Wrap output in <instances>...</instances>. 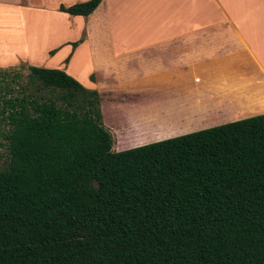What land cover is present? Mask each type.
<instances>
[{
	"label": "trees",
	"instance_id": "obj_1",
	"mask_svg": "<svg viewBox=\"0 0 264 264\" xmlns=\"http://www.w3.org/2000/svg\"><path fill=\"white\" fill-rule=\"evenodd\" d=\"M25 71L12 96L0 69V264H264V114L115 152L95 90Z\"/></svg>",
	"mask_w": 264,
	"mask_h": 264
},
{
	"label": "crops",
	"instance_id": "obj_2",
	"mask_svg": "<svg viewBox=\"0 0 264 264\" xmlns=\"http://www.w3.org/2000/svg\"><path fill=\"white\" fill-rule=\"evenodd\" d=\"M85 1L0 0V48L9 50L3 55L11 63L44 66L56 58L47 69L80 61L85 53L93 76L89 90L99 95L101 121L116 147L132 131L130 119L143 121L140 114L158 115L145 116L153 126L178 117V131L160 140L264 114V0H101L86 17L58 11ZM40 16L54 31L40 41L44 47L37 40L32 50L22 39L30 30L27 20ZM122 18H132L131 32L114 29ZM75 35L83 40L73 49ZM201 110L206 116H197Z\"/></svg>",
	"mask_w": 264,
	"mask_h": 264
},
{
	"label": "rangeland",
	"instance_id": "obj_3",
	"mask_svg": "<svg viewBox=\"0 0 264 264\" xmlns=\"http://www.w3.org/2000/svg\"><path fill=\"white\" fill-rule=\"evenodd\" d=\"M10 23V28H13L14 25ZM27 23H30L29 26H27L30 30L28 31V34H26L24 36V38L22 39V43L25 41V43L23 44V46L30 48L32 50L36 49L37 46L36 44H34L33 42H38L42 43L41 47L45 46L46 43L40 42L45 36L50 35L52 31H54V26L53 24L50 22V19L46 16H40L38 19L36 18H32V19H28ZM98 24V22H97ZM71 27L74 30L73 32L76 34V31L78 30V28L76 27V25L73 23H71ZM4 30L7 31V29L9 28V25H5ZM120 29L121 31H126V32H131L132 31V18L129 19H117L114 21V29ZM50 33V34H49ZM2 35H0V40ZM76 37V35H75ZM5 38H10V35H7ZM76 45L73 47V49L76 48L77 45L82 43L83 40V36L81 35V37H76ZM38 40V41H37ZM75 40V39H74ZM1 42V41H0ZM93 42V39H92ZM98 42V40H97ZM97 42L92 43L93 46H95L97 44ZM72 44V43H70ZM115 43L109 39V46H117L114 45ZM11 48L13 46V43L10 44ZM70 47V46H69ZM98 47V45H97ZM4 48V47H3ZM3 48H0V69L6 71V80L3 82V85H7V87L10 88L11 90V95L15 96L18 95L20 92V87L21 85H23L24 82V76L26 74L25 71V67L28 66L26 62H23L22 60L17 61L16 63H11V61L9 60V57L4 56L3 54H6L7 51ZM72 49V48H71ZM70 52V50L68 51V53ZM10 52H8L9 54ZM50 54V53H49ZM85 53H80V61H75V62H71L68 65L65 66V64L62 63V67L60 68H56L55 69H59V70H63L65 73H67L69 76L73 77L83 88L85 89H92V80H93V76H91L92 73L87 74L92 68H90V65L88 63V58H85ZM3 55V57H2ZM62 53L59 52L58 57L61 56ZM6 57V58H5ZM84 58V60H83ZM35 62H42L45 61L43 58H35ZM59 59V58H58ZM56 61V58H55ZM55 61H48V63H45L44 66H41V63H37L38 65H34L37 67H43V68H48L49 66L52 67V65L54 64ZM2 62V63H1ZM67 64V63H66ZM65 67V68H63ZM93 69L95 70L94 72L96 73V71H98V67L95 65V68L93 67ZM13 76L17 77L16 79L13 78ZM1 85V86H3ZM98 86L101 85V83H97ZM103 100V99H102ZM104 101V100H103ZM100 102V101H99ZM100 108V107H99ZM183 112V111H181ZM132 114L135 115L136 117L139 116V114L136 113V111L132 110ZM201 114V115H199ZM167 115V114H166ZM141 121H135L134 119H130L128 121V125H130V130L132 131H126V133H124V137L120 138V146L116 147V142H115V137L113 135L112 132H110L108 130V132L110 133V135L112 136V140H113V144H112V151H117V150H127V149H131V148H135L138 146H142V145H146L149 143H153V142H157V141H161V140H165V139H159L162 137H165L168 134H171L173 132H177L178 131V127L177 126H181L178 123L179 121H177L178 117L177 116H172V117H167L168 120L163 122H158L157 124L155 123L154 126L148 124L147 121V117L150 119H157L159 118L158 115H146L144 114L142 116V114H140ZM147 116V117H145ZM197 116H206L205 112L203 110H201ZM133 118V116H132ZM197 118H203V117H197ZM182 122H185L184 120H182ZM170 124V127H164V125ZM173 124V125H172ZM177 125V126H175ZM197 126V124H196ZM187 127H192V126H187ZM4 129L3 125L0 124V131H2ZM177 137V136H174ZM173 138V137H171ZM151 140V141H150ZM150 141V142H149ZM147 142V143H144ZM141 143V144H139ZM7 164V157H6V152H5V142L3 140L0 139V168L5 167Z\"/></svg>",
	"mask_w": 264,
	"mask_h": 264
}]
</instances>
